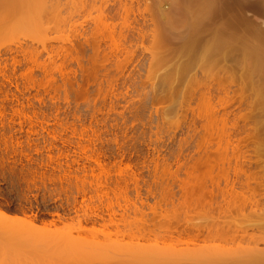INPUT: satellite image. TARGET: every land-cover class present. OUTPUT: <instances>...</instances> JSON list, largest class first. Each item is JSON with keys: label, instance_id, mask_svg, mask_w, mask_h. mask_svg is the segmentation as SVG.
<instances>
[{"label": "rangeland", "instance_id": "374dc122", "mask_svg": "<svg viewBox=\"0 0 264 264\" xmlns=\"http://www.w3.org/2000/svg\"><path fill=\"white\" fill-rule=\"evenodd\" d=\"M21 1L43 27L0 35V208L55 220L47 246L86 238L141 253L153 239L198 260L210 232L214 244L242 235L264 250V79L242 51L248 37L264 41V0H216L196 37L224 26L236 39L212 61L188 47L186 0ZM79 219L101 232H77ZM9 236L0 264L16 259Z\"/></svg>", "mask_w": 264, "mask_h": 264}, {"label": "bare ground", "instance_id": "6f19581e", "mask_svg": "<svg viewBox=\"0 0 264 264\" xmlns=\"http://www.w3.org/2000/svg\"><path fill=\"white\" fill-rule=\"evenodd\" d=\"M17 1L18 0H16V2ZM24 1H28V0H24ZM1 2L3 3L4 1L1 0ZM22 2L23 1L20 0V2H18L19 5H17V6L19 7V9L22 8L23 11H20L16 5H12V7L15 6L17 8L14 7V10H13V8H11V10H9V7L7 6V9H8V12H7V9H4V8H6V6L3 7V8L1 6V8L3 10L2 9L0 10V35L1 34L4 35V34H6L5 32H7L8 33L7 35L9 37V35L12 34V32H13L12 35H14V33H16L17 30L28 29L30 27H31V29L34 28V30H37V29H35V27L38 26L40 24V21L42 22V20H43V19L41 20V18H43V17H41V15H39V16L37 15V14H39L38 12L40 11V9H38V12L35 9H30L28 7L30 4H28V3H23L25 6L22 4V6L20 7V4ZM187 2H188V4H187ZM34 3L32 5H34ZM5 4H6V1H5ZM14 4H17V3H14ZM26 4H28V6ZM185 4H187L186 7L188 9H191V15L193 16V23L191 25L192 26L191 27L192 35H191L188 47H189L190 50H193L196 54H199L198 57L200 59L207 60V61H212V60H214V58H215V56L217 54L222 52L225 48L230 47L232 45V43L235 41L236 37H235L234 34L231 37H226L225 33H224V30H226V28L224 29L223 28L224 26H223L214 35V38H212V40H210V41H200L199 38L196 37L197 27H198V25H200L201 21L206 16L210 15L213 12V10L216 8V0H186ZM36 6H38V5H36ZM23 7H24V9H25V7H28V9H25V11H24ZM38 7H40V6H38ZM228 9H229L228 5H225L223 7V10L225 12ZM4 10H6V11H4ZM28 10L30 12L33 10L34 14L32 12L30 13ZM36 12H37V14H36ZM42 14H43V12H42ZM44 19H45V17H44ZM32 26H33V28H32ZM24 31H25V33L27 32L26 30H24ZM18 32H21V31H18ZM251 36H254V35H251ZM248 38H247V42L249 44L246 42V44L242 48L243 49L242 50L243 51V60L249 59L251 56H253L254 58L252 60H254V62H253V65H252V70L258 71V73L261 72L259 74H262L261 75L262 79H264L263 78V74H264V41L263 40L261 41V39L256 38L257 40L253 39V40H256L253 43V40H251V42H249ZM239 39H241V38H239ZM244 41H243L242 44H244ZM260 92H261V95L264 96V87H261V91ZM248 199L250 200V197ZM251 199H253V198H251ZM228 202H229V200L227 201V203ZM227 203L225 201L226 205H227ZM230 203H231V200H230ZM232 205H234V204H232ZM182 206H184V205H182ZM232 207H231V209H232ZM222 208L225 209L224 206ZM229 208L230 207H228V209ZM221 210H223V209H221ZM224 211L225 210L221 211V213H223ZM225 212L227 213V210ZM219 214H220V212H219ZM224 214L225 213H223V215ZM89 219L86 218L84 221L89 222ZM58 220L63 222V217L59 216ZM73 223L74 222H72L71 224H73ZM77 223H78L77 227H75L74 224L72 225L74 228H77V229H75V230H77V232L78 231L79 232L80 231H83V232L85 231V233H86L87 231H89V232L92 231V232L95 233L96 230H97V233H99V231L101 232V229H98L96 227L89 228V227H87V225L86 226L83 225V221L81 219H79ZM68 224L70 225V223H67V224L65 223L64 226L67 225L68 229L72 228L71 225H70V228H69ZM57 228H59V227H57V224H56L55 220L54 221H50L49 223L44 222L43 224H41V223L37 224L34 221L33 218H30L28 216L20 217V216H17V215H12V214L7 213L6 211H4V210H2L0 208V233H1L0 234V238L1 239H7L8 238L7 236L12 235V237H11V238H13L12 242H14V244H15V247L11 246V249H10V250H12L13 256H15V258H16L15 261H13L12 264H160V263L161 264H173V262H174V264L176 262L179 263V264L180 263L182 264V263H186L187 259L189 260L187 262L188 264H191V263L194 264L195 261L196 262L198 261L197 263L195 262V264H264V252H261L263 250V248H262V250H260L261 247H258L257 244H254V243L252 244V245H254V247H252V245L249 243L250 241L248 242L249 239H247L246 236H245V238H243L242 235L241 236L233 235L234 237L232 239H231V237H228V239H231V240L230 241L229 240L226 241V243L223 241V243H225V244H222V242L221 243H216V241H215V244H214V243H212L214 241L213 240L214 237H213V235L210 234V232H208L209 233L208 235H210L211 238L209 236L208 237H209V239L212 240V242H211V240H208V237L206 235H205L206 236L205 239H207V240H205L204 238H202V240L204 239V241H207L208 243L211 242L210 245H208L207 242H203V243H205L207 245V246L205 245L206 248L205 247H203V248H205V250L207 249L206 251L209 252V253L202 252L203 248L199 247L201 245L200 242H199L200 244H196L197 247H195L196 245H192V246H194L193 248H196L197 250L199 248H201V252L205 253V254H200L201 252L197 253L200 249L196 252L195 249L192 248L193 249V253L196 252L197 255L199 254L198 257H196L197 259L198 258L200 259V257H199L200 255H206V253L208 254L207 256H205L203 258L201 257L202 259L196 260L194 258L196 256V254H195L194 257L191 256L190 252L185 250L186 247H182L181 245H180V247H182V249L180 247H177V246L173 247V245L170 247V245L168 246V243L165 242V244H167V246H166L165 244H161L162 241H159V240L158 241L161 242V243H160V245H159V243L157 245V241H156V244H155V241L153 242L152 238H151L152 239L151 242H153L154 244L153 243L150 244L151 242H149L148 240H146V241H148L149 243H144L147 246L144 245V244L143 245L141 244L142 245L141 249L143 248V246H145L143 249L147 248L146 249L147 251L143 250V251H146V252H142L141 251L142 254L139 252L140 249H138V247L140 248L139 242H137V244L135 243L136 245L132 244V243L126 244L124 246L123 245H119L118 246L119 249L117 248V246L114 245L115 247L110 248L113 253H111L110 250L109 251L106 250L105 247H102L101 245L103 243L102 244L98 243L99 245L96 244L97 246H100L101 249L103 248L102 249L103 251L106 250L109 253L108 254L105 251L106 255L108 254L107 256H105L104 253L102 255L101 254L102 250L101 251L98 250L99 248L96 245H93V243H90L89 241L85 240L86 238L83 239L84 243H82L83 242L81 240L82 238L77 239L78 241L79 240L81 241V242L79 241L81 243V245L77 241V244L74 243L73 246H71L72 242L71 243L68 242V244H67L65 240H64L65 242L62 241L63 245H62V243L60 244V243L57 242L58 245L56 243L57 246H54V244H51L54 241L53 242H49V240L47 239V243L52 245V246H49V245L47 246L45 238H47L49 236V239H51L50 236H51L52 232H55V229H57ZM21 229H22V231H21ZM58 230H60V228ZM63 230H65V228H63ZM24 231H27L26 232L27 234L23 235V233H25ZM56 232H58V231H56ZM2 233H3V235H2ZM5 233L7 234V236H4ZM56 235H55V237H56ZM66 235H68V234H66ZM80 235H81V233H80ZM39 236H41V237H39ZM52 236H53V234H52ZM68 236L67 237L70 238L72 235L71 236L68 235ZM198 236H199V234H198ZM247 236H249V235H247ZM5 237H7V238H5ZM42 237H44V239H42ZM61 237L64 238V236H61ZM67 237H65V238H67ZM163 237L164 236H162V239H163ZM194 237H197V236H194ZM194 237H193V239H196ZM197 238L200 239L201 237H197ZM71 239H72V237H71ZM147 239H150V238H147ZM221 239L223 240V237H221ZM226 239H227V237H224V240H226ZM246 239H247V241H246ZM250 239H252V238L250 237ZM166 240H164V241H166ZM191 240H192V238L190 237V241ZM42 241H43V243H39V242H42ZM60 241L61 240H59V242ZM85 241H86L87 244H91L92 246L91 245L87 246ZM172 241H174V240H172ZM188 241H189V239L187 240V242ZM192 241L190 243H195L196 242V241L195 242H192ZM198 241H200V240H198ZM183 242L186 243V240H184ZM64 243L67 244V246ZM78 243H79L80 247H78L79 246ZM83 244L85 246H87V247H85ZM186 244H188V243H186ZM68 245L71 246V247H68ZM148 245H150V246H148ZM120 246H122V247L120 248ZM125 246H127V247H125ZM132 246H134L136 249L133 250L134 247H132ZM201 246H204V245L202 244ZM107 247H109V246L107 245ZM123 247H125V250L122 251V249H124ZM149 247L151 249L153 248V250H151V249L149 250ZM114 248L115 249L117 248V249L114 251V250H112ZM128 248H130V249H128ZM120 249H121V251H118ZM126 249H128V250H126ZM183 249H184V252H183ZM208 249H210V250L208 251ZM129 250L131 251L130 252V256L127 253L125 255H128V256L127 257L125 256V258H124V256L121 255L122 252L126 253V252H129ZM135 250L136 251L138 250V251L136 252ZM205 250H203V251H205ZM117 251L121 252V254L117 253ZM132 251H134V252H132ZM190 251L192 253V250H190ZM185 252L186 253L189 252V254L187 253L188 255H186ZM98 253H100V256L102 258L98 255ZM114 253L118 256V258H116V259L114 258L115 257ZM131 253H133V254H131ZM137 253H139V255L142 256V257L140 258V256L137 255V258H136L135 254H137ZM183 253L187 256L186 260H185V258H183V255H184ZM189 255H190V257H193L195 259L194 260V259L190 258L194 262L190 261V259L188 258ZM192 255H194V254H192ZM119 257H121V258H119ZM129 257H133V258L131 259ZM108 258H110V259H108ZM111 258H114V259H111ZM156 258H158V259H156ZM179 258H183L184 262L182 261V259H179ZM176 259H178V261L179 260H181V261L178 262ZM154 261H155V263H154ZM157 261H158V263H156ZM199 261H202V262H199Z\"/></svg>", "mask_w": 264, "mask_h": 264}]
</instances>
